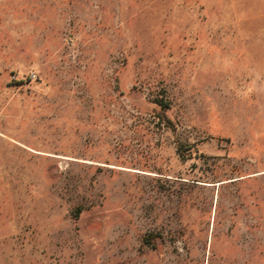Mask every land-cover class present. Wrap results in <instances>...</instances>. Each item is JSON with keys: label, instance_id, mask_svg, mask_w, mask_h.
<instances>
[{"label": "rangeland", "instance_id": "1", "mask_svg": "<svg viewBox=\"0 0 264 264\" xmlns=\"http://www.w3.org/2000/svg\"><path fill=\"white\" fill-rule=\"evenodd\" d=\"M0 264H264V0H0Z\"/></svg>", "mask_w": 264, "mask_h": 264}, {"label": "trees", "instance_id": "2", "mask_svg": "<svg viewBox=\"0 0 264 264\" xmlns=\"http://www.w3.org/2000/svg\"><path fill=\"white\" fill-rule=\"evenodd\" d=\"M155 102L160 106V110L158 112V116L159 118L164 121L166 124H168L169 126H173V123L171 121V119L169 118V116L167 115V112H166V108L168 107V103L166 101H164L163 99H155ZM182 147L181 145H178L177 147V151L179 153V155L184 158V154H183V151H182ZM153 234H149L147 235L146 237H144V240L146 243H150V240L152 238Z\"/></svg>", "mask_w": 264, "mask_h": 264}, {"label": "built area", "instance_id": "3", "mask_svg": "<svg viewBox=\"0 0 264 264\" xmlns=\"http://www.w3.org/2000/svg\"><path fill=\"white\" fill-rule=\"evenodd\" d=\"M30 77H31V78H34V77H35V75L32 73V74H30Z\"/></svg>", "mask_w": 264, "mask_h": 264}]
</instances>
